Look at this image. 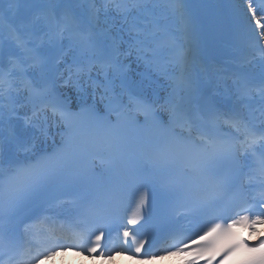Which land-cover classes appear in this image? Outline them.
<instances>
[{
    "label": "snow or ice",
    "instance_id": "obj_1",
    "mask_svg": "<svg viewBox=\"0 0 264 264\" xmlns=\"http://www.w3.org/2000/svg\"><path fill=\"white\" fill-rule=\"evenodd\" d=\"M234 11L247 51L264 62V0H236ZM170 17L181 25L180 39L168 28ZM196 37L184 0H91L87 6L45 0L31 18L20 19L0 10V51L6 43L14 49L7 61L0 58V125L6 124L0 156L5 143L15 153H32L50 124L61 129L54 150L25 162L0 161V264H40L69 249L92 255L106 232L120 234L121 227V250L134 246L140 253L146 241L121 220L136 225L145 219L157 191L174 198L190 192L175 177L159 181L161 171L196 174L215 193L198 202L205 218L203 234L192 241L196 247L184 244L168 255L189 249L188 264H214L218 257L219 264H264V239L250 247L240 231L255 234L264 224V75L258 86L243 73L234 78L244 106L259 105L254 111L261 123L240 107L201 114ZM132 55L167 82L163 96L134 90L126 64ZM60 81L75 90V103ZM101 152L114 167L103 188L88 167ZM225 165L229 174L221 176ZM69 189L80 193L84 209L74 223L58 211L57 193ZM101 194L105 210L94 211ZM129 200L135 209L122 217ZM17 222L26 225L23 245L12 232Z\"/></svg>",
    "mask_w": 264,
    "mask_h": 264
},
{
    "label": "rangeland",
    "instance_id": "obj_2",
    "mask_svg": "<svg viewBox=\"0 0 264 264\" xmlns=\"http://www.w3.org/2000/svg\"><path fill=\"white\" fill-rule=\"evenodd\" d=\"M255 2H256V0H254V3ZM235 3H236V0H225V11L227 12V14L229 15V17L231 18L234 27L237 28L238 31H239V28H238V19H237L236 13L234 11V5H235ZM192 6H193V10H195L194 12H196V19H197V16H199L201 18L199 24H196L197 21H195V24H196V32H197V37L196 38L198 40H200L202 38L203 44L207 43L213 49L214 46L212 45V40L214 42V38H218L220 32L222 30H224L225 23H226L225 22L226 21V18L224 19L223 17L219 16L218 13L215 11L214 6L207 4V0H195L194 5H193V2H192ZM173 18L174 17H170L168 21L173 20ZM235 41H236V43H238V45H241V44L245 45L244 44V41H243V37L241 35H239V37L236 38ZM215 45H218V43L215 44ZM218 48H220V45H218ZM126 63L129 64V74H130V77L132 79L137 80V82L143 83V86L147 87V89L151 88L150 85L156 86V84H154V79H148V78L146 79V78L142 77L138 73V71L136 69V68H138V66H140L144 70L145 69H150L149 67H147L145 65V63L143 61L138 60L135 55H132V56H129L127 58ZM249 71H253V72H255L257 74V76L259 78H255L254 80L259 85L261 76L264 75V74H262L259 71H257V69H256V67H255V65L253 63L250 66ZM154 76H155V74H154ZM164 83L167 84L166 81H164ZM67 88L70 89V91H72V93H74V94L76 93V92H74L75 90L70 85H68ZM161 95H163V94H161ZM22 109L24 110V108H22ZM260 117L261 116H259V118ZM0 134L6 135V125L5 124L2 125V128L0 130ZM261 226H262V228H264V224H262ZM262 233L263 232L261 230L257 229L256 230V233L254 234L253 231H252V229H250V234L253 235L254 240H256V241L259 239V237L261 236ZM60 253L62 255H64V256H67L68 254H69V256L71 255L70 256V259L71 260H69V262L70 261L73 262L75 259H78L79 257L82 256L81 254L72 255L71 253H69V251L60 252ZM58 257L59 256L57 255V256L52 257V258L42 259L41 262L44 261V262H47L49 264H56V260H57ZM59 259L60 258H58V260ZM180 260L181 259H179V257L177 255H168L167 254V255L161 256L160 259H155L153 261H155V262L157 261V262H160V263H166V264H169L168 262H170V263H173L174 262V264H182V261H180ZM41 262H40V264H41ZM114 262H117L119 264H121V263H124V264H135V263H133L131 261V259H126L124 261L123 259L120 258V255H118V254L117 255L112 254L111 256L107 255L102 260H97V259L91 258V264H114ZM80 263L81 264H86L84 262V260H81ZM136 264H140V263L138 262Z\"/></svg>",
    "mask_w": 264,
    "mask_h": 264
},
{
    "label": "bare ground",
    "instance_id": "obj_3",
    "mask_svg": "<svg viewBox=\"0 0 264 264\" xmlns=\"http://www.w3.org/2000/svg\"><path fill=\"white\" fill-rule=\"evenodd\" d=\"M135 81V80H134ZM134 84H135V82H134ZM136 85V84H135ZM138 87V86H137ZM139 89V88H138ZM141 92H143L141 89H139ZM148 95H149V97L150 98H155L156 96H154L153 95V93L152 92H148ZM70 97H73V96H70ZM89 98H91V97H89ZM1 128H2V125H0V130H1ZM0 158H3V154H2V156H0ZM67 223H74V221H71V222H67ZM248 236V235H247ZM250 236V235H249ZM249 236H248V238H249ZM264 236V232L261 234V237H263ZM251 241H253L252 240V238L250 239ZM254 242V241H253ZM162 250V249H161ZM106 254H107V252L105 253V255L101 258V259H103L105 256H106ZM161 254V251H160V253H159V255ZM59 257H60V260H59V264H81L80 262H81V260L82 259H76V260H74L73 262L72 261H70L69 262V256H64V255H62V254H57ZM120 257L124 260V259H129V258H131L130 256H128V255H126V254H123L122 253V255H120ZM89 262V264H91V261H88ZM85 263H87V262H85ZM43 264H48V263H43ZM114 264H119V263H117V262H114ZM121 264H124V263H121Z\"/></svg>",
    "mask_w": 264,
    "mask_h": 264
}]
</instances>
